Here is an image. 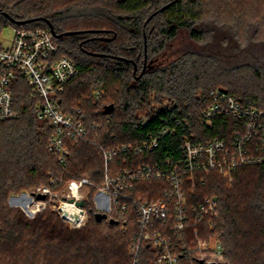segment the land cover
Here are the masks:
<instances>
[{"label": "trees", "instance_id": "1", "mask_svg": "<svg viewBox=\"0 0 264 264\" xmlns=\"http://www.w3.org/2000/svg\"><path fill=\"white\" fill-rule=\"evenodd\" d=\"M221 1L210 17L204 0H65L57 7V0H0L5 14L0 13V29L50 27L61 36L55 39L59 55L79 71L65 87L62 109L69 115L79 110L88 130L86 141L69 143L63 169L47 150L51 131L35 119L24 80L14 83L20 117L0 122V264H131L127 249L134 225L130 234H122L116 221L97 223L92 205L84 203L88 226L69 230L49 211L28 219L8 209V196L59 176L68 181L87 176L100 185L105 165L97 145L111 149L142 143L167 114L151 103H176L192 117L193 141L201 143L224 136L217 122L212 128L200 122L208 105L204 99L216 87L246 108L264 110V16L250 35L247 28L254 22L244 25L241 14L231 16L229 9V19L221 16L231 3ZM94 91L105 96L93 100ZM106 96L109 102L103 101ZM107 106H113L110 114H104ZM140 115L149 121L146 128L139 126ZM179 140L165 138L153 154L122 155L112 164L123 169L131 162L176 158ZM232 178L228 186L223 175L211 173L197 186L196 200L217 202L209 234L221 243L225 264H264V163L241 168ZM141 188L154 191L156 185ZM139 261L154 264L150 246L141 247Z\"/></svg>", "mask_w": 264, "mask_h": 264}, {"label": "built area", "instance_id": "2", "mask_svg": "<svg viewBox=\"0 0 264 264\" xmlns=\"http://www.w3.org/2000/svg\"><path fill=\"white\" fill-rule=\"evenodd\" d=\"M50 28L14 29L7 45L0 42V122L20 117L14 107L12 87L23 79L33 102L35 119L50 129L47 150L64 169L69 158V143L86 141L88 130L80 111L64 113L61 96L65 87L79 75L72 60L60 56L59 45ZM101 93L95 94L97 101ZM200 122L212 128L217 122L224 136L208 142H194L192 117L183 114L176 103L155 107L166 110L158 127L145 134L139 145L128 144L108 149L97 145L103 158L105 176L97 190L106 196L112 219L120 224L122 234L132 232L127 253L131 264H139L140 249L148 245L153 251L154 264H225L221 243L209 232L217 217V202L212 197L196 200L197 186L216 172L231 181L239 169L264 163V110L246 108L230 93L214 89L204 99ZM139 126L149 121L140 115ZM180 137L178 157L165 156L160 161L116 169L113 161L128 154L148 155L159 149L165 138ZM94 143V142H93ZM123 159V163H126ZM60 179H51L39 186L33 195V211L38 213L50 205L69 229H81L88 219L82 191L94 187L88 178L72 180L63 185L60 194L55 188ZM154 184V191L141 190L142 185ZM136 193L142 197L134 196ZM154 196L156 199H146ZM83 201V206L76 205ZM134 218V223L132 219Z\"/></svg>", "mask_w": 264, "mask_h": 264}, {"label": "rangeland", "instance_id": "3", "mask_svg": "<svg viewBox=\"0 0 264 264\" xmlns=\"http://www.w3.org/2000/svg\"><path fill=\"white\" fill-rule=\"evenodd\" d=\"M230 1H231V3H229V7L228 8L225 7V9H222L224 11H222L223 13L221 14V16H224V17L229 19L228 10H227V9H229L231 16L233 14H241L240 19L244 22V25H248L250 21H253L254 22L253 25L247 28L248 33L250 32V35H251L253 30H256L258 28L257 22L259 21V19H261V17L264 16V0H230ZM57 2H58V4L55 5V7L63 6V3L65 2V0H57ZM221 4H222L221 0H204V6H206L209 10L208 16L211 17L213 14V11L220 9ZM259 24H261V22ZM262 24H264V23H262ZM13 32H14V28H12L11 26H6L5 28L0 29V42H1V44H3L4 46L7 45L13 37ZM260 34L264 35V27L261 28ZM249 85L253 86L256 84L249 83ZM217 88L224 89L223 87H219V86L216 87V89ZM97 92L98 91L92 92V99L93 100H95V94ZM99 93H101V94H103V96H105L104 91H100ZM103 101L109 102V98L106 96L103 98ZM167 102H168L167 100H164L161 104L151 103L150 106L155 108V107L161 106ZM83 177L90 179L87 176H83ZM83 177H81V178H83ZM56 178L62 180V182H63L62 185L58 186L55 189V192L60 194L61 190L63 189V185L69 181H72V180H69V181H68V179L65 180L61 176L56 177ZM226 179H227L228 186H230L232 184L233 178H231V181H229L228 178H226ZM50 180L51 179H49V181ZM93 184L95 185L94 187H88L87 189H84L81 192L82 195L85 197L84 203L85 204L90 203L92 205L94 212H96V213L104 214L102 212V209L107 213L111 212L112 211L111 206L109 204H106V205L103 204V201L105 200L106 196H104L103 194H100V192L97 190V187L100 185L95 183V182H93ZM35 189H36V187L32 186L31 188H29V190L22 191L19 194H10L7 198V203H6L8 209L19 210L28 219H32L34 216H36L37 214H39L43 211H49L50 213H53L58 217V215L51 210L50 205H47L46 208H44L42 211H40L38 213L33 211V208H32L33 205L32 204H33V199H35V196L33 195ZM85 210L87 211L86 208H85ZM58 219L63 224V226H65L67 229H69V227L65 223H63L59 217H58ZM104 221H105L104 223H108V221H106V220H104ZM88 224H89V217L87 219V223L81 229H78V230H82V229L86 228L88 226ZM69 230H71V229H69Z\"/></svg>", "mask_w": 264, "mask_h": 264}, {"label": "water", "instance_id": "4", "mask_svg": "<svg viewBox=\"0 0 264 264\" xmlns=\"http://www.w3.org/2000/svg\"><path fill=\"white\" fill-rule=\"evenodd\" d=\"M165 8H166V7L161 8L159 11H163ZM0 13H1V14H4V13L1 12V11H0ZM156 13H157V12H156ZM156 13H154L152 16L156 15ZM4 15H5V14H4ZM152 16H151V17H152ZM151 17H150V18H151ZM150 18H149V19H150ZM26 23H28V22H21V23H18V24L23 25V24H26ZM49 28H50V27H49ZM50 29H51V28H50ZM51 31H52V29H51ZM52 33H53L54 37L57 38V39L61 37V36H55V34H54L53 31H52ZM71 34H73V33H67L66 35H71ZM143 71H144V70H143ZM142 73H143V72H142ZM142 73H141V75H142ZM112 111H113V106H107V107L104 108V114H110ZM35 199H36L37 201H42V200L45 199V197H44L43 195H39V194H38V195L35 196ZM76 205L79 206V207H82V206H83V201H79V202H77ZM94 219H95V221H96L97 223H100V222H102V221H104V220L107 219V215H106V214H102V213H96V214L94 215ZM108 223H109V224H116V222L113 221L112 219H109V220H108ZM211 264H214V263H211Z\"/></svg>", "mask_w": 264, "mask_h": 264}]
</instances>
